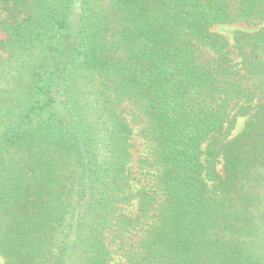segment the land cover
<instances>
[{
  "label": "trees",
  "instance_id": "obj_1",
  "mask_svg": "<svg viewBox=\"0 0 264 264\" xmlns=\"http://www.w3.org/2000/svg\"><path fill=\"white\" fill-rule=\"evenodd\" d=\"M0 31V264H264V0H0Z\"/></svg>",
  "mask_w": 264,
  "mask_h": 264
},
{
  "label": "rangeland",
  "instance_id": "obj_2",
  "mask_svg": "<svg viewBox=\"0 0 264 264\" xmlns=\"http://www.w3.org/2000/svg\"><path fill=\"white\" fill-rule=\"evenodd\" d=\"M78 9V12L76 11ZM75 11L69 12L67 16V22L70 24L71 28L69 27L66 32L69 34V39L70 42L73 43L75 41L76 33H77V28H76V22L79 18V8H77ZM260 26L256 27H249L247 25H244L243 23H235V24H227V25H218L213 27V31L220 33L224 35L230 42L233 41V36L234 33L237 30H256ZM0 37L4 38L5 34L0 31ZM68 39V40H69ZM246 119L245 118H240L238 120V124L235 130V134H238L245 123ZM133 148H132V154H133V159H132V172H133V177L135 178L134 180V185L139 186L140 184L144 183L148 185L150 183V176L147 175L146 173L149 171L148 168H145L144 170L139 167V159L140 157H146L148 155V152H150L149 149V142L146 141L140 134H139V129L135 128L134 130V135H133ZM136 206H130L128 208V211H135Z\"/></svg>",
  "mask_w": 264,
  "mask_h": 264
}]
</instances>
